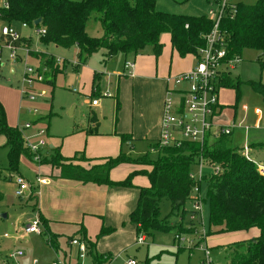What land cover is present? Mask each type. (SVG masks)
Here are the masks:
<instances>
[{"label": "rangeland", "instance_id": "rangeland-1", "mask_svg": "<svg viewBox=\"0 0 264 264\" xmlns=\"http://www.w3.org/2000/svg\"><path fill=\"white\" fill-rule=\"evenodd\" d=\"M221 1L156 0V9L172 14L191 16L207 15L211 11L213 12L211 16L213 18L214 15L219 13ZM225 1L230 5L238 2L244 4H254L256 2V0ZM12 26L20 36L23 34L31 35L29 51H31V54L41 57L38 59L28 54L26 58L28 66L40 68L43 65L42 68H44V65H46L45 74H50L51 70L49 65L46 64L47 61H59L58 66L60 69L62 63H65L62 72L52 76L50 83L36 82L33 87L31 86L29 94L33 95L34 99L23 95L24 98L20 100V79L25 66L24 62L20 60L14 64L6 63L0 69V103L5 113H7L8 122H10V116L14 120L12 122L17 121V126L21 129L25 122L37 121L35 122L39 128L44 130L41 137L45 142L43 149L40 151L42 157L47 154L45 149L47 152H51L56 148H59L61 154L65 157H73L78 153L86 158L114 157L119 153L120 146L122 151L133 159L142 157L147 152L151 158H156V154L151 152L150 147L154 139V130L152 127L147 128L146 125L152 121L153 126L155 122L153 108L155 102L158 101L160 87L162 85V88H164V84L151 80H158L159 77L156 79L154 74L152 76L148 75L151 80L144 84L139 93L137 90L135 91V97L132 79L126 75L127 73L121 76L119 84H117V77L109 79L108 96H115L116 94L119 106L115 105L116 100L114 98L98 97L101 106L99 109L95 108L93 110L100 121L101 133H109V135L94 136L87 131L92 108L87 103L88 98L86 95H90V86L94 77L93 70L96 65L100 64L104 51L99 50L87 60L81 62L82 64H78L77 55L79 51L76 47L55 48L53 44L44 45L40 43L38 36L31 30L22 29L19 22L12 23ZM85 31L91 37H101L103 35L98 13L90 14L85 25ZM168 39V33H161L159 36L162 45L161 51L156 54L153 48L148 46L138 56H143L144 59L151 57L153 61H157L159 69H163V64L168 66L174 56L170 51ZM26 44L29 47V43ZM20 56L23 57V53H20ZM126 57L128 61L132 62L134 55L129 53ZM119 58L123 59V56L117 54L113 58H109V63H112L109 67H112L116 59ZM185 60L187 62L183 63ZM185 60L180 67L183 68L186 64L194 65L196 62L195 57L191 55L187 56ZM261 62H264L263 52L245 49L238 62L234 64V68L228 69L231 81L239 83L240 96H236V91L233 88L223 87L219 90V101L224 107V116L226 115L231 121L234 120L237 127L233 138L231 136L232 146L241 148L246 134V141L253 144L250 152L251 160L264 165V99L261 92H257L248 84L249 80L264 84V69L261 70ZM11 65L14 67V73H10ZM119 72L122 73L121 69ZM97 75L101 79L94 78V85L105 80L101 74L98 73ZM115 89L117 90L116 93H112ZM108 93L103 95L106 96ZM164 96L165 89L162 100ZM34 109L37 111L36 114L32 113ZM70 110L72 113L69 112ZM112 127L117 130L116 135L128 136L132 135L133 131L132 145L123 143L121 147L119 145L120 137L110 133ZM245 128H248L247 133H245ZM37 140L38 138H35L33 141L36 142ZM8 151L9 149H0V264L6 260L9 261V264H15L7 256L16 251L23 253L22 256L16 259L18 264H32L33 262L35 264H52L56 256L63 259V253L57 250L59 252L55 254L56 251L50 247L47 242V229L42 222L39 228L40 235H30L25 238L18 231H15L17 226H24L30 221L33 211H31L32 202H29L25 197L26 192L21 199L15 195L13 180L19 176L28 183H34L38 169L30 158L22 153L17 162V171L11 170L7 158ZM81 162L84 161L79 158L76 159V163ZM128 167L130 169L126 174L142 169L150 170V167L136 164L128 165ZM14 173L19 174H15L13 180H11V174ZM122 173H117V176ZM131 181L133 186L127 188V196L129 198L130 193H133L131 199L133 198V208L135 209L138 202V187H147L149 181L142 175L133 176ZM205 191L206 187L202 185L201 207L202 224L205 231L204 239L201 237L202 226L196 220L194 222L199 226V236L195 233V226L193 231L190 230L188 233L180 230L179 215L176 213L170 214V204L166 199H162L159 204L161 223L167 217L165 230L153 231L152 235H146V241L142 245L137 244L139 235H136V231L129 226V223L125 225L122 222L117 225L104 223L105 228H112L111 231L104 233L100 232L101 224L92 218L84 219L82 226L85 228L87 236L96 244L97 253L109 257L108 264H127L128 258L133 259L136 264H204L203 249H206L209 253L210 264H228L226 246L234 242L252 239L258 235V230L251 228L246 231L234 232L212 231L208 235L209 207L208 203L203 201ZM184 209L188 213L191 212L193 210L192 202L188 200L184 205ZM4 213H8L9 217L7 219L1 218ZM186 218L189 219V214L186 215ZM48 227L50 233L59 237L60 246L63 249L65 247L63 242L66 237L79 238L81 236L79 224L53 222L48 224ZM179 231L183 233H178ZM175 234H182L184 239L189 240L191 244L186 241L177 244L174 241ZM66 258L68 256L64 259ZM83 262L84 264H92L89 257H85ZM72 264H77V261L73 260Z\"/></svg>", "mask_w": 264, "mask_h": 264}, {"label": "trees", "instance_id": "trees-1", "mask_svg": "<svg viewBox=\"0 0 264 264\" xmlns=\"http://www.w3.org/2000/svg\"><path fill=\"white\" fill-rule=\"evenodd\" d=\"M9 9L3 12L2 19L7 23H26L29 27L44 28L39 37L42 44H55L61 48L75 46L77 60L84 62L99 50H103V61L115 54H139L145 47H152L158 54L161 51L159 36L170 35V44L180 57H197V50L204 46V37L211 31L212 19L206 15H177L156 9V0H7ZM92 13L99 14L103 31L101 37H91L85 31L86 22ZM40 19L37 26L34 22ZM219 31L225 41L228 57H241L245 49L264 53V0L254 4L238 2L228 6L219 22ZM51 73L46 74L45 82L50 83L52 76L62 72L54 61H47ZM261 70L264 62H261ZM248 84L264 99V84L249 80ZM220 86L233 88L240 96L239 83L232 82L229 75L220 78ZM94 94V93H93ZM92 94V96H93ZM95 120L94 117L91 118ZM94 122V121H93ZM95 129V128H93ZM94 130H88V132ZM96 131V130H95ZM0 134L6 138L8 164L11 170L17 169L22 153L32 158L24 145L19 129L6 121L5 110L0 103ZM121 143L130 137L120 135ZM156 158L147 152L137 159L124 152L116 156L100 158L65 157L60 149L47 152L43 157L38 152L37 164L50 165L59 170V177L81 183L96 185L131 187L132 177L142 175L147 178V187H138L136 208L129 214V221L135 225L136 234L152 235L153 231H164L165 221H160L159 204L168 200L170 214L176 213L180 219V230L193 231L195 223L187 220L185 203L190 201L194 181L189 173L194 170L199 156L210 164H219L222 172L204 177L200 184L205 185V199L209 207L208 235L214 232L246 231L258 229V235L249 240L234 242L226 246L228 264H264V175L257 172L255 165L248 161L239 147L232 146L230 134L207 136L202 146L183 142L180 146L159 147ZM33 155V154H32ZM79 158L87 162L85 167L76 163ZM121 164H136L150 167V170H137L123 180L110 179V171ZM164 219V218H163ZM112 228L101 227L100 232ZM183 233V232H178ZM50 246L56 247L54 235L46 231ZM71 239V238H70ZM87 246V254L92 264H108L109 257L99 255L95 244L81 238Z\"/></svg>", "mask_w": 264, "mask_h": 264}, {"label": "crops", "instance_id": "crops-1", "mask_svg": "<svg viewBox=\"0 0 264 264\" xmlns=\"http://www.w3.org/2000/svg\"><path fill=\"white\" fill-rule=\"evenodd\" d=\"M228 5L231 6L230 4H228ZM206 16L208 18L212 19L209 14H207ZM20 25H21V23H20ZM212 27H213V21H212ZM33 28H35V27H29V26L27 28L22 27V29L31 30L36 35L35 31L32 30ZM20 37H21V39H20L19 45L21 46L22 49L19 50V55H18L17 61L21 60L22 62H24L25 65H27L26 64V58H27L28 54L33 56L34 58H38V59L41 58L40 56L38 57L37 55L36 56L33 55V53L31 54V51H29L30 42L32 39L31 35L23 34ZM27 39H28L27 42L29 43V47H28V44H26ZM38 40H39V37H38ZM168 44H169L170 51L172 54H174V56L172 57L171 63H169L168 66L166 64H163V69H159V67H158L159 65L157 64V61H153V59H151V57L149 59H144L143 56H138L139 54L134 55L132 62L129 61V62L133 63L134 66H133V68L127 69V70L124 68V63L126 61H128L126 55L121 54V56H123V59H121V58L116 59V61L112 67H109L110 64H112V63H109L108 59L111 57L113 58L117 54L108 57L105 61L102 60L103 59V56H102L100 64L98 66L96 65V68L93 70V72H94L93 76L94 77H93L92 84L90 86V88H91L90 95H86V97L88 98L87 103L89 104V107L92 108L90 111L91 116L89 117V126L87 128V131L88 130H94V132L93 131L88 132L89 134H93L94 136L109 135V133H105V134L101 133L100 121L98 119L97 114L93 110L95 108H97V109L100 108L101 105L99 103L100 101L98 100V97H100V96H103L105 98L106 97L107 98H114V100H116L115 105L117 107L119 106V102L117 100L116 94H115V96L114 95L108 96L109 95V93H108V87H109L108 80L109 79L111 80L112 77L113 78L117 77L116 78L117 84H119L121 76L127 73L126 75L132 79L131 82L134 86L133 92H134V97H135V91L137 90L139 93L141 91V89H143L144 84L146 82H149V80H151V78H149L148 75L152 76L154 74V77L156 79H158V77H159V79L158 80L153 79L151 81H156L159 84L163 83L164 88H162V85H161L160 90H159L158 101L155 102V106L153 108V113L155 114L154 125L152 126V121H151L148 125H146V127L147 128L152 127L154 130V133H153L154 139L152 140V144L157 142V140L159 139L160 133H161V121H162L161 119H162L163 102H164V99L162 100L163 91L165 89V95H166V90L168 88L173 89V90H175V91H173L174 93L172 94L173 98L174 97L177 98L179 88H181L184 85L174 84L173 77L176 75L182 74V73L189 72L195 65V64L194 65L186 64L185 67H183V68L180 67L182 62L186 59L187 56H189V54L186 55L185 57H180L179 54L174 49H172V47H171L170 35H169V39H168ZM53 45H55V44H53ZM23 47H26V48L23 49ZM73 47H75V46H73ZM55 48H60V47L55 45ZM20 53H23L24 56L23 57L20 56ZM38 54H40V53H38ZM118 54H120V53H118ZM197 54H198V50H197ZM236 57H238V56H236ZM48 58H50V57H48ZM238 58H240V57H238ZM195 59L197 60V57H195ZM54 62L57 65L59 64V61L55 60ZM185 62H187V61L185 60L183 63H185ZM79 63H81V62L78 61V64ZM74 64H76V63H74ZM62 65H65V63L63 62ZM3 66H5V64ZM3 66H1V67H3ZM42 66H40V68H37V69H41ZM1 67H0V69H1ZM44 68H45V72L43 74L42 81H36V82L46 83L45 82L46 65H44ZM120 69H121L122 73L119 72ZM14 72H15L14 67L11 65L10 66V73H14ZM98 73L101 74L102 78H104L105 80L103 79L104 80L103 82L94 85V78L101 79V77H99V75H97ZM227 74L229 75V72H227L225 75H227ZM21 76H22V74H21ZM34 84L32 85V87L34 86ZM20 86H21V79H20ZM219 87H220L219 90L221 88H223V86H220V85H219ZM116 91L117 90L115 89L112 93H116ZM104 93H108V94H106V96H104L103 95ZM92 94H93V96H92ZM21 96H20V100L22 98H24ZM164 98H165V96H164ZM92 99H97L98 102L96 105L90 104V101ZM218 101H219V91H218ZM223 110H224V107L222 104H220V101H219L218 116L216 118V123L222 124V125H229L230 123L234 122V120H232V121L229 120L226 115L224 116ZM100 111L102 112V109ZM29 113H31V112H29ZM32 113L36 114L37 111L33 112V110H32ZM70 113H72V112H70ZM5 114H6L7 123L10 126H15L19 129L21 136L23 138L24 145L26 146L28 151L31 153V151L27 147V144H26V141L24 138L26 136H32L31 142H34L33 140L35 138H38L35 136V134L38 131H42L44 134V130L39 128L38 124L36 123L37 122L36 120H35L36 122L32 121V120L25 122V123H30L29 128H25V126H24L25 123H24L22 125V128L20 129L17 126V123H16L17 121L12 122L14 120H12L9 116L10 122H8L7 113H5ZM92 117H94L95 120H92L91 119ZM93 128H95V129H93ZM236 128L237 127H235L233 129V131L230 133L232 138H233V134H234V131ZM22 129H24V130H22ZM116 131L117 130L114 127H112V130H110V133L116 135L115 134ZM247 131H248V128H247V130L245 129V133H247ZM43 134L41 135V137L43 136ZM133 135H134V132L132 131V135L131 134L128 135L130 137V139L126 142V144L132 145V141L134 139ZM116 136L120 137V134H118ZM210 136H213V135H210ZM213 137H215V136H213ZM244 137L245 138H244L243 144L245 142H247L246 141V139H247L246 134ZM247 143L250 145V152H251L253 144L252 143L250 144L249 142H247ZM122 144L123 143L120 142V138H119V145H121V147H122ZM152 144H150V147ZM44 145H45V142H44ZM43 146L41 147V149L39 151H41L43 149ZM0 149H8V147L6 145V138L2 134H0ZM121 151H122V148H120V146H119V153ZM151 152L155 153L156 149L151 148ZM45 153H47L46 149H45ZM32 154L33 153H31L32 158H30V160L36 165V167L38 169V171H37L38 173L36 175V178L40 177L41 179L46 180L45 183L39 184L36 182V178H35L34 183H29L30 188L28 191H26V196H25L29 200V202H32L31 211H33V212H32V216H31L30 221L32 219H34L35 217H38L40 219L39 220L40 221L39 228L41 226V222L45 226V228L47 229L48 232H49L48 224L53 223V222L64 223V224H74V225L79 224V226H80L79 232L81 233V236L79 238L78 237H76V238H78L80 241H83L81 238L83 237V234H85L87 239L91 242H93V241L91 240V238H89L87 236V234L85 232L86 230L82 226L84 219L92 218L93 220L98 221V223L101 224V227L102 226L105 227L104 223L109 224V225H117L120 222H122L123 225L129 223V226L136 231L135 225H133L129 221V214L134 209L133 208L134 204H133V198L131 199V197H133V193H130L129 198L127 196V194H128L127 188L128 187H123V186L109 187L106 185H96L93 183H81V182L75 181V180L60 178L58 169L52 168L50 165L37 164V162H35V160H34L35 156H34V154L33 155ZM79 156H81V154L78 153V155H76V157H79ZM100 157H107V156H97V157H90V158H100ZM254 163L258 164L255 161H254ZM79 164H81L85 167L88 166L87 162H81ZM128 165H135V164H121V165L117 166L116 168H114L110 171V177H111L110 179H112L113 181L123 180L129 174V173L126 174L128 172V169H130V167H128ZM258 165H262L264 167L263 164H258ZM120 172H123V173L119 174V176H117L118 175L117 173H120ZM15 174H19V173L11 174L12 175L10 177L11 180H13V177ZM17 177H19V176H17ZM13 181H14V185L16 188L15 179ZM14 193H15V190H14ZM138 193L139 192H137V197H138ZM23 197H19V198L21 199ZM187 214L190 215V212L189 213L187 212ZM8 217H9L8 213H4L1 215V218H4V219H7ZM30 221H28L24 226H17L15 231H18L19 234L25 236V238L30 236V235L31 236L37 235V233H29V234L24 233V227L26 225H28L30 223ZM195 225H196L195 226L196 230H199L198 224L195 223ZM252 229H254V228H252ZM255 229H257V228H255ZM40 234H41V231H40L39 235ZM50 234H52V233H50ZM52 235H54L56 247H52V246H50V247L56 251L55 254H57V252H59V251H62V253H63L62 254L63 259H60L58 256H56L55 260L60 259L64 262H68L69 264H72L73 260H76L77 264H84L83 260H79V259L77 260L75 258V255H76L75 249H74V247H71L69 245L70 238H73L74 236L66 237V240L63 242V243H65V247L63 249L62 246H60L61 244L59 241V237L55 234H52ZM145 241H146V237H145ZM145 241H144V243H145ZM48 244H49V242H48ZM139 245H142V244H139ZM196 245H198V244H196ZM196 245H194V246H196ZM194 246H192V247H194ZM57 250H59V251H57ZM67 250H68V254H67ZM95 251H96V244H95ZM67 256H68V258H66L67 260L64 259ZM85 257H89L91 260V257L87 254V252H86ZM17 258L18 257H16V259ZM16 259L14 261L17 262ZM128 259H131V258H128ZM55 260H53V261H55ZM91 263H92V261H91ZM2 264H9V261L6 260V261L2 262ZM32 264H35V262H33Z\"/></svg>", "mask_w": 264, "mask_h": 264}, {"label": "built area", "instance_id": "built-area-1", "mask_svg": "<svg viewBox=\"0 0 264 264\" xmlns=\"http://www.w3.org/2000/svg\"><path fill=\"white\" fill-rule=\"evenodd\" d=\"M229 6L225 0L221 1V8L217 15L212 18L213 27L211 31L204 37L205 44L198 49V56L194 67L186 73H182L173 77V82L176 85H184L178 90V97L174 100L173 89H167L163 102V112L161 121V133L157 144L159 147L180 146L183 142L196 143L202 146L207 136H217L221 134H230L236 127L232 122L229 125H222L216 123L218 116V91L220 78L232 69L234 64L239 60L238 57H228L225 49V41L222 33L219 31V22L221 16L225 12V8ZM9 9L7 0H0V67L6 63L14 64L18 60L19 50H21L20 34L15 30L12 24L7 23L2 19L3 12ZM212 16L213 12L209 11ZM21 27L27 28L26 23H21ZM38 37L45 33L44 28H34ZM23 49H25L23 47ZM264 54V53H263ZM134 64L126 61L124 68L131 69ZM45 68L37 69L25 65L21 76L20 92L23 97L34 99L33 95L29 94V89L36 81H42ZM97 99L90 101L91 105L97 104ZM33 112H36L34 109ZM25 128H29L30 123H25ZM247 130V128H245ZM42 131H38L35 136L38 137L37 142H31L32 136H26L27 147L34 154L35 162L38 161V151L44 145L41 139ZM240 153L250 162L256 165L257 172L264 175V167L254 163L250 158V145L245 142L240 148ZM222 172V167L215 163L210 164L209 161L199 156L196 160L194 170L189 173V178L194 181L192 192L189 196L192 202V211L189 215V221L200 223L202 226V239L205 237V231L202 224V200L201 187L204 177L209 175H216ZM36 182L43 184L46 180L40 177L36 178ZM15 195L23 197L24 193L29 190L30 185L21 177L15 178ZM40 221L35 217L28 225L24 227V233H40ZM199 236V231H195ZM186 239V238H185ZM182 234H175L174 240L177 242L186 241ZM145 241L144 234H139L137 243L143 244ZM69 245L75 249V258L83 260L87 247L83 241L78 238H71ZM204 264H210L209 253L203 249ZM21 251L10 253L8 258L12 261L16 257L21 256ZM13 263L18 264L16 261ZM52 264H69L60 259H56ZM127 264H136L133 259H128Z\"/></svg>", "mask_w": 264, "mask_h": 264}, {"label": "water", "instance_id": "water-1", "mask_svg": "<svg viewBox=\"0 0 264 264\" xmlns=\"http://www.w3.org/2000/svg\"><path fill=\"white\" fill-rule=\"evenodd\" d=\"M40 22V19H37L35 22H34V26H37ZM71 112V111H70Z\"/></svg>", "mask_w": 264, "mask_h": 264}]
</instances>
